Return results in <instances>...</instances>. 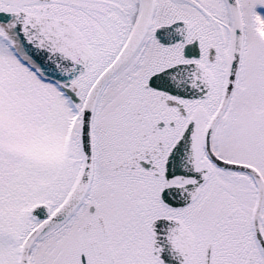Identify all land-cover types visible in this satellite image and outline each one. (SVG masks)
<instances>
[{"label": "snow or ice", "instance_id": "snow-or-ice-1", "mask_svg": "<svg viewBox=\"0 0 264 264\" xmlns=\"http://www.w3.org/2000/svg\"><path fill=\"white\" fill-rule=\"evenodd\" d=\"M0 264H264V0H0Z\"/></svg>", "mask_w": 264, "mask_h": 264}]
</instances>
